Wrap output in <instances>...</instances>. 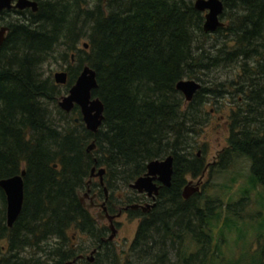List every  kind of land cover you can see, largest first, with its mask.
<instances>
[{"label":"trees","instance_id":"obj_1","mask_svg":"<svg viewBox=\"0 0 264 264\" xmlns=\"http://www.w3.org/2000/svg\"><path fill=\"white\" fill-rule=\"evenodd\" d=\"M37 1V12L0 23L8 28L0 46V181L25 172L22 209L11 228L0 189V264H65L91 249L93 264H264V236L244 258L231 261L220 252L224 237L218 228L213 238L212 230L221 199L181 200L177 191L203 170L191 142L210 97L227 100L229 112L217 172L233 159L247 162L240 198L224 202L222 227L241 218L234 208L251 191L264 190V0H218V20L229 23L214 32L213 44L194 0ZM50 61L65 64V84L42 76ZM84 65L94 72L91 99L102 105L95 134L84 129L76 106L69 116L56 107ZM217 69L229 76L210 79ZM179 80L200 86L189 103L174 90ZM169 156V196L156 200L124 252L101 245L106 229L95 227L77 198L91 168L104 170L105 191L113 195L148 162ZM74 233L86 237L85 247L70 244ZM185 238L194 253L183 252Z\"/></svg>","mask_w":264,"mask_h":264},{"label":"rangeland","instance_id":"obj_2","mask_svg":"<svg viewBox=\"0 0 264 264\" xmlns=\"http://www.w3.org/2000/svg\"><path fill=\"white\" fill-rule=\"evenodd\" d=\"M218 21L222 23V28L229 23V20L226 17L224 20L220 19ZM217 29L218 28H216L214 32ZM214 32H207L213 35L211 38H206V42H210L211 44L214 43ZM215 44H218V42ZM79 47L80 46L78 45V48ZM64 67L65 64L62 62L57 61L54 63L50 61L48 64L43 65L40 71L42 72L43 77L49 76L52 80L53 75L56 72L62 71ZM229 73L230 71H228V69H217L215 72H209L207 76L210 79L215 77L226 78L229 76ZM206 101L205 109L208 110V114L204 117V124L197 130V133L193 136V141L191 142L192 147L194 148L191 150L193 151V155L194 153H198L197 157L202 158L203 165L205 163H213L212 161L214 160L215 155H218L223 148L227 147L226 136L228 135L227 126L225 125L229 113L227 112V100H224V98H216V100H212V97H210ZM232 161L233 162L229 167H226L218 173L217 169H219V162L217 156L215 163L208 167L207 173L204 174L203 180L200 183L202 184V189L200 194H198L199 196L202 195L203 198L206 197V199H214L216 201H220L221 199L223 201L221 209L219 210L220 219L219 222L215 224L216 227L212 230V236L218 240V236L215 234L216 229L219 228V231L221 230V236L224 237V245L220 247V252L227 258L230 257L231 261L237 260L236 258H244L248 254V247H250V249L253 248L255 240L259 236H264V190L262 188H257L255 192L251 191L248 196H246L247 201L245 203L242 202V205L239 204L234 208L237 214L241 217L240 219L234 218L231 220L233 225L222 227L223 223H221L220 220L225 214L223 211L225 207L224 202L227 200L231 201L230 203L238 201L241 196L240 192L238 193V190L244 187L245 179L247 177V162L239 159H233ZM232 178L235 179V181L230 185V190L225 192L223 186H228L229 179ZM202 202H204V200ZM201 204L200 201L199 206ZM91 216L93 217L92 214ZM122 227L123 228L115 237L116 242L112 245L114 252L118 254H121L127 249L128 244L132 241V237L135 233L134 224H130V222L124 223ZM79 235L80 234L78 233L72 235L74 239L70 241V244L73 245L74 248L78 245H83L85 247L88 243L86 237ZM182 246V250L185 254L195 252V245H193L189 238H185ZM88 251L90 250H87V252ZM239 262L240 264L243 263L240 260Z\"/></svg>","mask_w":264,"mask_h":264},{"label":"water","instance_id":"obj_3","mask_svg":"<svg viewBox=\"0 0 264 264\" xmlns=\"http://www.w3.org/2000/svg\"><path fill=\"white\" fill-rule=\"evenodd\" d=\"M12 1L14 0H0V11L3 9H24L26 7H31L32 11H36V3L30 0H17L13 5ZM193 8L203 15V23L201 25L202 31L204 33L210 32L213 33L216 28L223 27L222 23L218 21V16L222 12L221 2L218 0H194ZM8 31L7 27L0 28V46L4 42L5 34ZM82 47L86 49V45L83 44ZM79 76L77 79H74V83L69 87L68 92H66V96L60 97L57 101L56 107L60 110L68 113L73 106H76L79 111V118L81 123L84 125V129L91 132V134H95L97 131L96 128L99 127L102 121V105H100V101L96 98L91 99V91L96 87V83L94 81V72L86 67V65L82 66ZM66 75L64 72H56L53 76L52 82L54 84H65ZM174 90L178 93L180 92L184 98L183 102L189 103L192 99L193 94L199 90V84L193 80H179L178 83L175 84ZM93 145L90 144L86 151L92 149ZM171 157L169 156L166 159L156 162H148L146 164V174L134 181V183L130 186L129 189L144 191L148 194L150 192L156 194V189L154 185L151 184L152 176L157 177V180H160L163 185L169 187L170 184V174H171ZM54 167V166H52ZM93 172V169H91ZM103 173L102 169H99L96 173V177L101 176ZM91 175V174H90ZM25 176V172L21 171V173L17 176H13L10 178H6L0 181V189L3 191L5 195L6 201V224L8 228H11L15 221L17 220L23 204V177ZM95 177V178H96ZM187 186H183V195L182 198H187L189 195L194 194L197 191V188L194 190H190L187 192L189 188ZM114 231H111V235L108 240L113 237ZM93 253L90 252L88 259L92 260ZM65 264H72L67 262Z\"/></svg>","mask_w":264,"mask_h":264},{"label":"flooded vegetation","instance_id":"obj_4","mask_svg":"<svg viewBox=\"0 0 264 264\" xmlns=\"http://www.w3.org/2000/svg\"><path fill=\"white\" fill-rule=\"evenodd\" d=\"M16 1L17 0L12 1V4L14 5ZM30 1L36 3L35 12H37L38 1L37 0H30ZM102 1L104 2L106 0H102ZM30 12L35 13L34 11H32L31 7H26L21 10L15 9L12 7L10 9H3L0 11V18L2 19L1 23H7L11 18H15L18 16H22V15L27 16L29 15ZM1 27H6V26L2 25L0 26V28ZM70 59H71L70 62H72L71 57ZM60 72H64V71L62 70ZM66 95H63V96H66ZM70 111L68 113H65L64 111L63 112L67 116H69ZM73 122H77V119L73 118ZM196 156H198V153H196ZM216 157L217 155H215V158L213 157L214 158V160L212 161L213 163L210 162V163H205L203 165V170L201 171L199 176L195 177V179H192L191 177H187L185 179V184L183 186L189 185L187 186V188H189L187 192H189L190 190H194L195 188H197V191L194 194L189 195L187 198H182L183 186H181L180 190L179 189L177 190V191H180L181 200L190 201V199L192 200V198H194V195L200 194V191L202 189L201 187L202 184L200 183L203 180L204 174L207 173L208 167L212 166L215 163ZM158 161H161V160H158ZM91 169H93V172H91L90 170L91 175L88 177V180L86 181V184L83 190L77 192V198L79 201L78 203L81 204L84 210L87 211L90 216L91 214L93 215L95 227L98 230L99 228L106 229L107 236L106 238L100 239L102 243L101 245L107 244V246H112L116 242L115 237L117 236L118 232L123 228L122 226L124 225V223H128V222H130V224H134V227H135V230H134L135 233L132 237V241H133L134 240L133 238L136 236V231L138 228L137 225L140 224L144 219H147V216H151L150 212H152L155 209L156 204H157L156 200H159L161 195H164L166 197L169 196L170 184H169V187H166L165 185H163V183L160 180H157V177L152 176L151 184L154 185V188L156 189L155 195L152 192L148 194L147 192H144L143 190L137 191V190L129 189L130 186L134 182L131 185H128L127 188L123 189L122 191H119V192L116 191L112 195L111 192L108 193L107 191H105V188L102 182L101 177L104 176V170L101 168L103 170L102 175L99 177H96L95 175L100 168H96V170L94 168H91ZM145 174H146V167H145V172L142 175H139L136 179L140 177L144 178L143 176ZM94 183L98 184V187L96 189L94 188V185H95ZM199 209L200 208H197V210ZM111 231H114V234H113V237H111V239L108 240V238L111 235ZM99 247L100 245L97 247V250L101 249V247L100 248ZM90 252L93 253L91 255L92 260L88 259ZM94 254L96 255L97 253H95L94 249H91L90 251L87 252V256H86V253L84 255L83 254L77 255L75 259L72 260L70 263L72 264H93Z\"/></svg>","mask_w":264,"mask_h":264}]
</instances>
